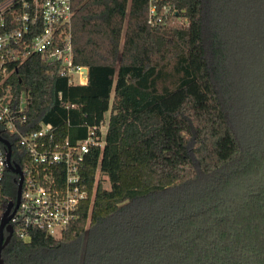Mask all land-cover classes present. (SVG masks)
Here are the masks:
<instances>
[{
	"label": "trees",
	"instance_id": "16d2710c",
	"mask_svg": "<svg viewBox=\"0 0 264 264\" xmlns=\"http://www.w3.org/2000/svg\"><path fill=\"white\" fill-rule=\"evenodd\" d=\"M153 2L170 10L154 27L151 0H72L87 85L39 55L10 80L29 91L23 132L82 139L107 112L109 129L79 218L14 234L4 264H264V0Z\"/></svg>",
	"mask_w": 264,
	"mask_h": 264
},
{
	"label": "built area",
	"instance_id": "2783aa9c",
	"mask_svg": "<svg viewBox=\"0 0 264 264\" xmlns=\"http://www.w3.org/2000/svg\"><path fill=\"white\" fill-rule=\"evenodd\" d=\"M169 11L164 7L158 13L151 0L148 23L153 27L166 23ZM74 13L72 0H0V137L9 143L11 162L21 169L23 177L14 211L20 176L9 168V148L0 142V226L10 209L6 226L26 243L32 240L34 230L60 237L79 218L81 204L89 196V168L102 154L107 140L109 112L98 123L87 126L82 139L65 136L44 121L36 130H22L29 125V91L16 97L10 80L30 56L39 55L56 66L69 86H84L89 81L88 67L74 61ZM11 139L16 140L23 167L13 159ZM10 174L16 175L15 193L9 185ZM98 178L99 169L93 196ZM8 234L5 229V237Z\"/></svg>",
	"mask_w": 264,
	"mask_h": 264
},
{
	"label": "water",
	"instance_id": "95a60500",
	"mask_svg": "<svg viewBox=\"0 0 264 264\" xmlns=\"http://www.w3.org/2000/svg\"><path fill=\"white\" fill-rule=\"evenodd\" d=\"M0 142L5 144L9 148V153H8L9 168L11 169V171L13 173L20 176V180L18 182V189H17V204H16V207L14 209V211H15L17 206H18V203L20 200V195H21V186H22V182H23L22 172H21V169L17 165H13L11 162V159H10L11 153H10L9 143L7 141H5L2 137H0ZM9 211H10V209L4 214V217L2 219L1 226H0V264H4V261H3L2 256H1L2 250L10 242L12 235H13V228L11 226H6L7 222L9 221V218H10ZM5 229L9 233L6 237L4 235Z\"/></svg>",
	"mask_w": 264,
	"mask_h": 264
},
{
	"label": "rangeland",
	"instance_id": "374dc122",
	"mask_svg": "<svg viewBox=\"0 0 264 264\" xmlns=\"http://www.w3.org/2000/svg\"><path fill=\"white\" fill-rule=\"evenodd\" d=\"M181 22V21H180ZM107 187L109 188V184H107Z\"/></svg>",
	"mask_w": 264,
	"mask_h": 264
}]
</instances>
